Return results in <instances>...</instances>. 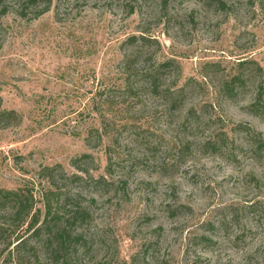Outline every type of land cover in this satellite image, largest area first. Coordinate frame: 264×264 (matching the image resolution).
Wrapping results in <instances>:
<instances>
[{"label": "rangeland", "instance_id": "1", "mask_svg": "<svg viewBox=\"0 0 264 264\" xmlns=\"http://www.w3.org/2000/svg\"><path fill=\"white\" fill-rule=\"evenodd\" d=\"M221 1L52 0L36 20L0 7V111L18 115L0 124V190L29 189L42 214L51 182L94 199L104 248L87 264H264V0ZM135 49L139 72L177 65L159 94L123 93ZM182 87L173 109L163 94ZM83 154L110 191L70 183ZM0 225V264H54L34 239L15 250L24 223L0 211Z\"/></svg>", "mask_w": 264, "mask_h": 264}, {"label": "trees", "instance_id": "2", "mask_svg": "<svg viewBox=\"0 0 264 264\" xmlns=\"http://www.w3.org/2000/svg\"><path fill=\"white\" fill-rule=\"evenodd\" d=\"M6 1L12 2L16 8V14L21 19L27 20L38 19L48 12L52 5V0H0V7L6 6ZM209 1L215 3L221 10L226 7L221 0ZM139 42L143 46H151L150 43H152L144 36H131L125 40L124 45L136 48ZM125 54L127 79L123 93L127 95L131 94L136 88H145L152 95L159 94L162 78L170 75L173 68L177 67L173 60H168L156 66L154 64L144 72H139L140 70L136 68L133 60L139 58L140 52L135 49ZM131 78L135 80L133 84L130 82ZM235 81L236 79H233L229 83H225V88L229 93L228 96L231 98L234 96ZM163 95H165L173 109H179L185 102V87H182L178 94L166 91ZM263 96L264 93L258 90L255 104L252 106L258 109L259 104L263 101ZM1 101L0 98V107ZM189 115L190 113H188ZM17 120L18 115L14 111H0V124H10L12 121ZM247 134L255 135L256 133L248 130ZM256 138L257 149L259 151L264 150V139L260 135H256ZM91 159L92 157L89 154H83L80 158L71 161V166L79 173L69 176L70 183L91 184L96 190L107 188L110 191L111 182L103 176L95 179L89 174L88 161ZM44 169L51 171L54 168L45 167ZM49 185L51 188L49 187L41 194L43 214L36 208V201L29 189L0 190V211L11 217L12 224L24 223L26 225V235L16 239L14 248L18 250L22 247H28L29 240L34 239L40 244L46 260L54 264H87V262H90L87 260L88 258H95V255L104 248V239L100 237L97 241L96 235L90 234L93 223L90 204L95 203V200L90 199L86 204L79 193L61 191L53 185V182ZM96 192L94 191V193ZM10 226L9 223L7 227L10 228ZM3 230L6 229L0 225V233ZM198 241V244L204 246L203 248L207 250H211L212 246L215 245L214 242L205 237H199ZM6 249L7 247L0 250V259ZM32 250L35 252L33 247Z\"/></svg>", "mask_w": 264, "mask_h": 264}]
</instances>
